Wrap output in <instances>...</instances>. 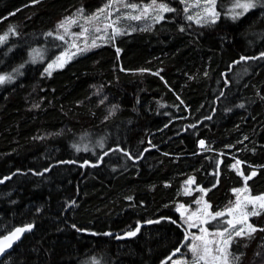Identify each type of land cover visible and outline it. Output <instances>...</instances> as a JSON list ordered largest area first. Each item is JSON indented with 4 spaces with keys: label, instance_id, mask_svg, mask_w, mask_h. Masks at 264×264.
Wrapping results in <instances>:
<instances>
[{
    "label": "trees",
    "instance_id": "obj_1",
    "mask_svg": "<svg viewBox=\"0 0 264 264\" xmlns=\"http://www.w3.org/2000/svg\"><path fill=\"white\" fill-rule=\"evenodd\" d=\"M118 3L170 10L120 20ZM189 5L0 0V238L31 227L0 264L191 260L197 227L181 208L228 214L241 188L264 195V0H217L201 23ZM108 11L112 33L47 74ZM249 223L216 264H264V207Z\"/></svg>",
    "mask_w": 264,
    "mask_h": 264
},
{
    "label": "rangeland",
    "instance_id": "obj_2",
    "mask_svg": "<svg viewBox=\"0 0 264 264\" xmlns=\"http://www.w3.org/2000/svg\"><path fill=\"white\" fill-rule=\"evenodd\" d=\"M184 1L185 3L191 4L189 5V7H187V11L189 14L188 17H191L190 20L192 22H213L218 18V12L216 10L217 0ZM132 6V4H123L122 6H119V3L118 5L115 4V9L114 11H112V14H118L119 16L117 18H120V20H123L124 18L122 16L125 15L135 18L141 17L138 19L142 20L158 21L163 17L165 13L169 12V10H163L160 7L161 5H138L135 7ZM119 11L122 13H120ZM108 13L109 11L104 16L101 15L98 17L97 24H95L94 30V32L97 33V36L94 41L91 42L89 34H86V32L84 31H82L84 32L83 34L81 32L74 33L75 35H79V39H82V42L80 44H77L76 40L72 36V38L67 41V43H69V48L67 49V51L65 50L55 59L50 60L46 67V73L51 74L56 70L64 68L74 57H76L79 51L93 46V42L97 44L99 40H103L105 36L112 30V16L110 19ZM73 24L74 23L71 22L67 27L65 26L64 29L66 34H70L72 32L70 27H72ZM70 36L71 35H69V37ZM74 47H76L75 53ZM51 50V48L34 50L29 55L28 63L30 65H36L45 62L51 56ZM49 65H52V67L49 68ZM200 147L203 149L204 145ZM236 197V204L231 209V215L224 213L223 216H216L215 219L212 218L213 214L210 215V213L208 212V208L206 207L204 201L200 203L199 208L193 214H189L188 211L184 208L180 209L181 215L188 221V223H192L193 225H195L194 227H197L196 232L192 237L189 249H191L192 244H196L198 246V254H194V257L191 260L190 258L186 257H178L174 259L171 264H216L224 261L226 256V248H224V246L221 244V240L227 239L229 236H232V232H236L239 229H244L243 233L251 231L249 228V226H251L249 223V218L254 215L253 213H258V211L263 208L261 207V203H264V201L256 200V197L250 196L246 187L241 188V190L237 191ZM257 197H264V195ZM237 202H239V207H237ZM229 220L232 221L231 225L227 223V221ZM211 223H215V225H217L221 229H217L215 230V232L209 231L206 227V224L209 225ZM202 229L206 231H202ZM221 232H224L223 237L218 235V233ZM196 237H202V239H196ZM222 248H224L223 252L221 251ZM205 249H207V251H205ZM199 257H203V259H200Z\"/></svg>",
    "mask_w": 264,
    "mask_h": 264
},
{
    "label": "snow or ice",
    "instance_id": "obj_3",
    "mask_svg": "<svg viewBox=\"0 0 264 264\" xmlns=\"http://www.w3.org/2000/svg\"><path fill=\"white\" fill-rule=\"evenodd\" d=\"M37 2H38V0H37ZM251 6H252L251 4H243V5H240V7H244V8H248V7H251ZM132 7H135V5H133ZM160 7L163 10H165V11L170 10V9H167L164 5H161ZM133 18H135V17H133ZM189 19H191V17H189ZM61 27H64V25L62 24ZM97 30H99V29H97ZM49 35H51V33H49ZM58 38L59 39H63V37H58ZM93 46H95V43L94 42H93ZM51 67H52V65H49V68H51ZM4 79H5V77L0 76V83H2L4 81ZM201 146H203V141H201ZM252 175H255V173H252ZM248 178H250V177H247L246 179H248ZM255 199L256 200H259V201H264V197H256ZM237 207H239V202H237ZM261 207H264V203H261ZM231 212H232V210L230 209L228 214L231 215ZM253 214H255V213H253ZM223 215H224V213L218 212V213H215L212 216V218L215 219L216 216H223ZM227 223L231 225L232 224V221L229 220V221H227ZM193 226H195V225H193ZM29 228H30V226H29ZM249 228H250L251 231H255V229L254 228H251V226H249ZM26 230H28V229L18 228V229H16V231L14 233H12L11 236L5 237L3 241H0V252H2L4 250V247L5 246H9L10 247V241L12 240L13 237L19 238V235L18 234H20V233H22V232H24ZM136 231H139V229H137ZM202 231H206V230H203L202 229ZM225 231H227V230H225ZM243 231H244V229H239V230H237L235 232V235L236 236H239V235H241L243 233ZM135 234H136V232H129L128 233L129 236H134ZM218 235L221 236V237H223L224 236V232L218 233ZM196 239H202V237H196ZM231 239H232V237L229 236L227 239H222L221 240V244L224 246V248H226L228 246V244L230 243ZM5 241L8 242L7 245H5ZM224 248L221 249L222 252L224 251ZM190 250L194 254H198V246L196 244H192ZM205 251H207V249H205ZM199 258L200 259H203V257H199ZM225 260H226V256H225Z\"/></svg>",
    "mask_w": 264,
    "mask_h": 264
},
{
    "label": "water",
    "instance_id": "obj_4",
    "mask_svg": "<svg viewBox=\"0 0 264 264\" xmlns=\"http://www.w3.org/2000/svg\"><path fill=\"white\" fill-rule=\"evenodd\" d=\"M20 228H25V229H28L20 234L19 235V238H15L13 237L12 240L10 241V247L9 246H5L4 247V250L2 252H0V261H2L13 249L14 247H16L18 245V243L24 238V236L30 231L31 227H20ZM18 229V228H17ZM16 231L13 230L12 232H10L8 235L0 238V241H3L5 237H8V236H11L12 233H14ZM7 241H5V245H7Z\"/></svg>",
    "mask_w": 264,
    "mask_h": 264
},
{
    "label": "bare ground",
    "instance_id": "obj_5",
    "mask_svg": "<svg viewBox=\"0 0 264 264\" xmlns=\"http://www.w3.org/2000/svg\"><path fill=\"white\" fill-rule=\"evenodd\" d=\"M242 4V3H241ZM110 8V7H109ZM91 15V14H90ZM78 17V16H77ZM73 18V17H72ZM66 19H67V17H66ZM58 22H59V20H58ZM59 24H60V22H59ZM62 24V23H61ZM55 25H57V24H55ZM107 25V24H106ZM44 41V40H43ZM45 44H47V43H45ZM42 62V61H41ZM132 73V72H131ZM142 73V72H141ZM136 74V73H135ZM225 91V90H224ZM174 122V121H173ZM180 181H182V180H180ZM180 183V182H179Z\"/></svg>",
    "mask_w": 264,
    "mask_h": 264
}]
</instances>
